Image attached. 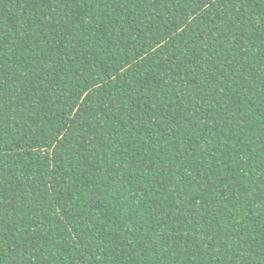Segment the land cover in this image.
<instances>
[{"label": "trees", "instance_id": "16d2710c", "mask_svg": "<svg viewBox=\"0 0 264 264\" xmlns=\"http://www.w3.org/2000/svg\"><path fill=\"white\" fill-rule=\"evenodd\" d=\"M0 264H264V0H0Z\"/></svg>", "mask_w": 264, "mask_h": 264}]
</instances>
